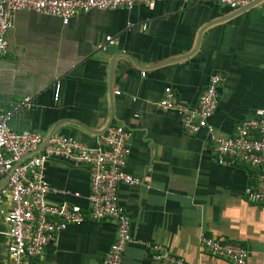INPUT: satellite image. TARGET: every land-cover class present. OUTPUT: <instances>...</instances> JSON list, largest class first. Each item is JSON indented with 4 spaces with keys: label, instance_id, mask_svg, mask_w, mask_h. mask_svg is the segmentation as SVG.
Returning a JSON list of instances; mask_svg holds the SVG:
<instances>
[{
    "label": "crops",
    "instance_id": "crops-1",
    "mask_svg": "<svg viewBox=\"0 0 264 264\" xmlns=\"http://www.w3.org/2000/svg\"><path fill=\"white\" fill-rule=\"evenodd\" d=\"M263 8L264 0L206 27L192 55L159 66L155 64L188 52L197 31L229 10L214 3L160 0L130 11L90 10L64 25L32 11L13 14L7 51L0 58V112L24 99L29 107L13 113L10 129L38 131L45 138L60 122L51 135L93 145L101 134L75 124L99 130L110 108L109 126L131 132L125 170L142 186L117 188L132 236L121 264H167L151 258L147 243L161 244L186 264H227L201 250L200 235L237 243L247 250L246 264H264V205L242 196L257 170L216 164L204 130L187 135L175 113L156 108L166 86L178 101L195 106L212 73L222 77L209 120L216 135L229 136L253 108L264 107ZM106 35L116 43L100 51L96 45ZM119 52L134 62L115 57L108 98V64ZM54 82L59 86L56 100ZM43 177L51 201L82 204L71 194L86 192L87 166L51 158ZM3 186L0 177V264H9L3 218L11 204L1 193ZM113 232L106 221L68 226L32 264H100Z\"/></svg>",
    "mask_w": 264,
    "mask_h": 264
},
{
    "label": "built area",
    "instance_id": "built-area-1",
    "mask_svg": "<svg viewBox=\"0 0 264 264\" xmlns=\"http://www.w3.org/2000/svg\"><path fill=\"white\" fill-rule=\"evenodd\" d=\"M156 1L160 0H0V58L7 51L6 33L11 28L15 12L32 11L56 17L64 25L69 19L90 10L130 11L137 5L151 6ZM176 1L183 4L214 3L233 11L253 0ZM115 43V39L106 35L96 48L104 51L107 46ZM221 81L219 73L210 74L195 106L178 101L171 88L166 86L156 108L175 113L187 135L204 130L216 164L256 169L255 181L244 186L242 196L250 204L264 205V107L253 108L234 125L229 136L216 135L209 120L218 103ZM58 87V83L54 82L53 100L58 97ZM28 107L29 101L24 99L0 112V177L7 176L1 193L9 197L11 204L3 218L9 264H32L33 259L42 254L44 247L59 232L86 220L112 223L113 238L100 264H121L123 251L132 236L129 219L119 202L117 188L120 184L142 186L138 177L125 170L130 130L120 125L108 126L93 145H87L72 136L53 134L41 146L44 136L40 132L29 129L14 131L9 127L13 113ZM51 158L87 166L86 192L83 195L78 192L71 194L75 199L80 198L82 204L49 199L52 190L43 177V169ZM143 186L147 188V185ZM146 246L156 262L186 264L161 244L147 243ZM199 247L224 259L227 264H246L247 250L237 243L200 235Z\"/></svg>",
    "mask_w": 264,
    "mask_h": 264
},
{
    "label": "water",
    "instance_id": "water-1",
    "mask_svg": "<svg viewBox=\"0 0 264 264\" xmlns=\"http://www.w3.org/2000/svg\"><path fill=\"white\" fill-rule=\"evenodd\" d=\"M263 0H253L251 1L249 4H247L246 6L244 7H241V8H238L237 10H233V11H230L226 14H223L219 17H217L216 19L214 20H211L209 22H207L206 24H204L196 33V36H195V40H194V43L191 47V49L182 54V55H179L177 57H174V58H171V59H167V60H163L162 62H159L157 64H155V66H159V65H162V64H166V63H171V62H174V61H177V60H180V59H183V58H186L190 55H192L197 47H198V44H199V39H200V34L201 32L203 31V29H205L206 27L212 25V24H215V23H218V22H221L223 20H226V19H229L239 13H242L243 11H246L250 8H252L253 6H255L256 4H259L260 2H262ZM117 56H123L125 57L128 61H132L134 62V60L132 58H130V56H128L127 54L123 53V52H119V53H116L112 56V58L110 59L109 61V64H108V84H107V92H108V98H111V77H112V71H113V61L115 59V57ZM143 66H140V68H142ZM111 117H112V111L111 109L109 108V114H108V117H107V120L105 122V124L99 129V130H89L87 128H85L84 126H81L80 124H75L76 126H78L79 128H81L83 131L87 132V133H90V134H93V135H100L102 134L105 129L110 125L111 123ZM61 123L58 122L56 123L50 130L49 134H47V136L44 138V141L42 142L41 146L46 142V140L48 139V137L53 133V131H55V129L60 125ZM6 179H7V176H4L3 177V184H5L6 182Z\"/></svg>",
    "mask_w": 264,
    "mask_h": 264
}]
</instances>
